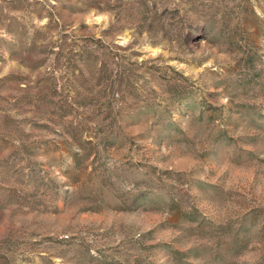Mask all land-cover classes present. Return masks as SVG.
<instances>
[{
    "label": "rangeland",
    "instance_id": "374dc122",
    "mask_svg": "<svg viewBox=\"0 0 264 264\" xmlns=\"http://www.w3.org/2000/svg\"><path fill=\"white\" fill-rule=\"evenodd\" d=\"M0 264H264V0H0Z\"/></svg>",
    "mask_w": 264,
    "mask_h": 264
}]
</instances>
